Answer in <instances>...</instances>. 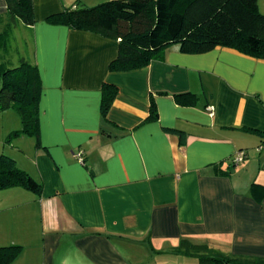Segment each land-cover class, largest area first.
<instances>
[{"label":"crops","instance_id":"obj_1","mask_svg":"<svg viewBox=\"0 0 264 264\" xmlns=\"http://www.w3.org/2000/svg\"><path fill=\"white\" fill-rule=\"evenodd\" d=\"M107 1L32 0L25 26L0 0V64L8 43L29 48L42 87L39 137L7 156L43 187L0 190V247H21L11 264L264 261V60L171 46L110 72L118 41L47 21ZM104 85L117 90L106 115Z\"/></svg>","mask_w":264,"mask_h":264},{"label":"trees","instance_id":"obj_2","mask_svg":"<svg viewBox=\"0 0 264 264\" xmlns=\"http://www.w3.org/2000/svg\"><path fill=\"white\" fill-rule=\"evenodd\" d=\"M14 23H35L32 0H5ZM258 0H111L93 7L76 6L50 16L47 21L73 30L110 37L119 42L117 57L110 72H128L147 67L171 46L183 54H202L217 47L264 60V16ZM41 80L36 66L23 61L7 68L0 64V113L17 112L20 135L39 137L38 118ZM117 90L103 87L102 113L106 115ZM195 100V96L192 95ZM180 98V97H177ZM151 119H156L154 106ZM22 188L42 194V184L20 170L13 158L0 156V190ZM197 253L205 247L192 246ZM20 246L0 247V264H11L20 254ZM199 251V252H198ZM199 264H264L261 260L230 259L221 256H197Z\"/></svg>","mask_w":264,"mask_h":264},{"label":"rangeland","instance_id":"obj_3","mask_svg":"<svg viewBox=\"0 0 264 264\" xmlns=\"http://www.w3.org/2000/svg\"><path fill=\"white\" fill-rule=\"evenodd\" d=\"M259 12L261 15L264 16V0H258L257 2ZM18 34V33H17ZM21 32L18 34V37L20 36ZM19 50H15L14 48L10 47V43L7 44V47L5 49V52H3V55L5 58H8V63L4 64L7 68H15L21 65V63L24 61V56L29 54V48L26 47L27 52L21 51L22 48H18ZM26 57V56H25ZM30 58L25 59L26 62H30ZM33 65V64H32ZM7 115V116H6ZM5 116V120L4 117ZM18 122V123H17ZM10 125V127L14 128V131H18L22 129V123L19 115L17 112L13 110H8L0 113V156L2 154L7 155L8 152H14V149L21 150L23 148L22 141H27L28 138L22 139L18 137H10V133L4 131L5 126ZM21 137H28V136H21ZM14 147V149L12 148Z\"/></svg>","mask_w":264,"mask_h":264},{"label":"built area","instance_id":"obj_4","mask_svg":"<svg viewBox=\"0 0 264 264\" xmlns=\"http://www.w3.org/2000/svg\"><path fill=\"white\" fill-rule=\"evenodd\" d=\"M244 159H245V154L243 152H240L235 157L234 163L238 165V164L242 163L244 161ZM79 160L83 163L84 159L82 156H79Z\"/></svg>","mask_w":264,"mask_h":264}]
</instances>
